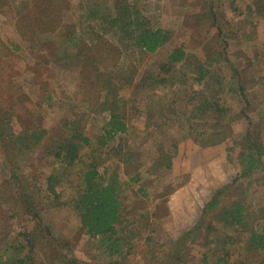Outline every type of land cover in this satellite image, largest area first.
I'll return each mask as SVG.
<instances>
[{
    "label": "rangeland",
    "instance_id": "1",
    "mask_svg": "<svg viewBox=\"0 0 264 264\" xmlns=\"http://www.w3.org/2000/svg\"><path fill=\"white\" fill-rule=\"evenodd\" d=\"M144 27L167 34L155 53L134 46ZM180 46L187 60L168 69ZM114 110L128 131L104 141ZM246 135L264 145V0H0V264H264V247L247 244L249 229L264 233V158L240 176ZM185 141L225 147L234 171L219 199L243 205L242 225L216 221L218 206L169 217L189 179L184 160L172 168ZM89 170L120 188L108 236H89L76 209ZM33 228L40 252L25 260Z\"/></svg>",
    "mask_w": 264,
    "mask_h": 264
},
{
    "label": "trees",
    "instance_id": "2",
    "mask_svg": "<svg viewBox=\"0 0 264 264\" xmlns=\"http://www.w3.org/2000/svg\"><path fill=\"white\" fill-rule=\"evenodd\" d=\"M123 5L118 8V11L120 13L126 10ZM23 26L24 25L21 21H18L15 24V28L18 32L20 31L22 33V38L25 39L24 41L27 46L28 44H30L31 40L25 37L26 31L25 33H23ZM39 31H41V29H37L35 32L38 33ZM134 39V46L136 48L143 50L145 53L152 54L166 43L168 37L166 32L162 29H152L149 27H144L136 34ZM187 58L188 55L183 47L180 46L177 48H173L166 59V66L168 69H170L171 66H174L176 64H183L187 60ZM208 73L209 72L207 70H204L202 68L198 71V77L196 81L202 82L206 79ZM104 88L106 90L103 98L105 101L104 104H106L107 95L111 90L107 86H104ZM127 131L128 126L125 123L124 115L117 112V110L111 111L108 126L105 130L104 141L114 139L117 134L124 135L127 133ZM198 134L199 137L202 136L200 132ZM214 135L215 133L211 135V137ZM245 138L247 139L248 145L246 147V150H242L244 153H239V155L241 156V161L243 162L242 172L240 176L243 177L247 176L249 173H252L255 170H258L259 168H262L264 158V145L259 140L257 141L256 139H252L247 135ZM42 139L43 138H41V141ZM82 140L85 143L88 142L86 138H82ZM222 141L223 140L218 142V144ZM73 145L74 144L69 141L67 146ZM215 145H217V142L205 141L201 146L203 148H207ZM60 147V150H64L66 146L61 145ZM104 175V173L98 174L94 170H89L83 174L85 187L84 191L80 194L79 200H77L76 205V209L80 217L81 226L86 231V233L92 237L103 235L108 236V234H110L111 231L114 230L115 225L120 220L121 210L120 201L118 199V193L120 192L119 185L115 179L110 178L109 180H106ZM227 187L229 186L225 185L218 189L216 193L211 197L209 202L205 204L204 209L216 208L218 206L217 208H220V210L216 212L217 214L214 217L216 221L222 222L224 225L228 223H233V226L242 225L245 220L243 205L235 202L232 205V207H234L233 209H227L225 208V206H222V200L219 199L220 196H223L225 197L224 201H226V199L228 198V194L225 192V188ZM24 211L26 213V217L30 216L33 220H37L36 222H39L37 212L33 209L32 204L26 205ZM208 227L213 228L212 226H207V228ZM34 232L35 228H33L29 232H24V237L27 241L26 246H20L26 249L28 252V254L25 256V260H29L32 254L40 252L37 247L38 245H40L43 235L38 233L39 231L37 230V237L34 238ZM248 232L247 244L250 247L263 248L264 233L258 232L253 229H249ZM220 261L221 259L219 258L217 260V263H219ZM2 264H24V261L9 256L7 258H3Z\"/></svg>",
    "mask_w": 264,
    "mask_h": 264
},
{
    "label": "crops",
    "instance_id": "3",
    "mask_svg": "<svg viewBox=\"0 0 264 264\" xmlns=\"http://www.w3.org/2000/svg\"><path fill=\"white\" fill-rule=\"evenodd\" d=\"M181 144L172 168L177 167L180 160H184L186 169L182 171L189 174V179L187 184L169 195L166 203L169 217L172 214L175 215L177 207L192 208V205L199 209L198 215H200V208L207 203V201H202L203 194L200 193L212 184L217 189L221 188L228 182L232 170L234 171L227 164V154L223 145L201 148L193 141H185ZM194 214L192 217L190 214H179L183 215L179 217V220L196 222L199 218H196L197 215Z\"/></svg>",
    "mask_w": 264,
    "mask_h": 264
}]
</instances>
